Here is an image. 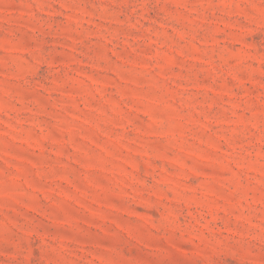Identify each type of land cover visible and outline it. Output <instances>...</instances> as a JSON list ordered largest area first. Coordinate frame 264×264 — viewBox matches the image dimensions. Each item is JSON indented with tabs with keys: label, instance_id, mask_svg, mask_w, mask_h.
<instances>
[{
	"label": "rangeland",
	"instance_id": "1",
	"mask_svg": "<svg viewBox=\"0 0 264 264\" xmlns=\"http://www.w3.org/2000/svg\"><path fill=\"white\" fill-rule=\"evenodd\" d=\"M0 264H264V0H0Z\"/></svg>",
	"mask_w": 264,
	"mask_h": 264
}]
</instances>
